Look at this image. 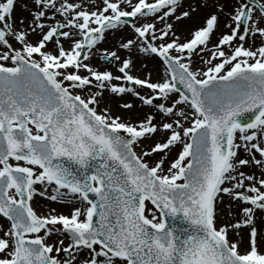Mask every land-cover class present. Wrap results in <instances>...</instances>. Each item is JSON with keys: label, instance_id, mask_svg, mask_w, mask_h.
Listing matches in <instances>:
<instances>
[{"label": "snow or ice", "instance_id": "snow-or-ice-1", "mask_svg": "<svg viewBox=\"0 0 264 264\" xmlns=\"http://www.w3.org/2000/svg\"><path fill=\"white\" fill-rule=\"evenodd\" d=\"M15 7L0 0V264H264V0ZM146 59L164 75H134Z\"/></svg>", "mask_w": 264, "mask_h": 264}, {"label": "bare ground", "instance_id": "bare-ground-1", "mask_svg": "<svg viewBox=\"0 0 264 264\" xmlns=\"http://www.w3.org/2000/svg\"><path fill=\"white\" fill-rule=\"evenodd\" d=\"M25 3H30V0H16V7H15L14 12H13L14 19H17L18 20L20 17H26L28 15L27 12H25L22 9V7H21V5H23ZM182 34H184V33H182ZM106 46H109L110 47L111 45H106ZM93 62L94 63H97L99 61L94 60ZM144 63L147 64V67L146 68L142 67L141 66V62L138 60L137 61V64H136V68L134 69V71L140 72V73H143V74H145L148 71H151L152 72V78L153 79H158L160 77V70L158 68L159 66H157V64H156L157 63L156 60L154 61L153 59H146V60H144ZM115 105L116 104L113 103V105H112V111H116ZM143 111H149V109L145 108V109L142 110V112ZM142 112H141V114H142ZM119 114H121V112H119ZM247 171H248V169H247ZM35 202H36L35 204L33 202V207L35 208V210L38 213H40V212H47L49 210V208L51 207V205H49V204L46 205V203H44L43 201L36 200ZM58 209H60V208H58ZM260 224H261V222L258 220L257 221V226L260 227ZM241 237H244L241 232H240V235L239 236H237L235 234H231V238L233 240H238ZM258 242H259L260 248L261 249H264V239L258 238Z\"/></svg>", "mask_w": 264, "mask_h": 264}, {"label": "rangeland", "instance_id": "rangeland-1", "mask_svg": "<svg viewBox=\"0 0 264 264\" xmlns=\"http://www.w3.org/2000/svg\"><path fill=\"white\" fill-rule=\"evenodd\" d=\"M186 26H187V27H186ZM188 27H190L189 24H187V23L182 24V25L179 26V31L182 32V33H184V34H186V29H187ZM153 60H154V61L156 60V62H157L156 64H157V66H159L158 68H159V70H160V77H162V76L164 75V68H163L161 62H159L158 59H153ZM133 74H134V75H139V76H143V75H144L143 73L136 72V71H134V70H133ZM160 77H159V78H160ZM154 80H155V79H154ZM115 109H116V111H113L114 113L119 114V112H121V110H120L116 105H115ZM152 111H155V110L152 109ZM245 170L247 171V169H245ZM34 200H35V201H36V200L43 201L44 203H46V205L49 204V205H51L52 208H56L57 211H63V212H65V213H67V211H68L67 206H65V205H61V204L53 203V202H51V201L45 200V199L42 198V197H36V198H34ZM35 201H33L34 204L36 203ZM58 208H60V209H58ZM61 209H62V210H61ZM0 223H3V220H2V219H0ZM240 232L242 233V235L244 236V238H247V230H245V229H241ZM261 250H264V249H261Z\"/></svg>", "mask_w": 264, "mask_h": 264}]
</instances>
